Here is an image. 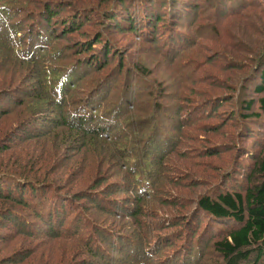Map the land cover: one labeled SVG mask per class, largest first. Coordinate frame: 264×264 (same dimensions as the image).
Listing matches in <instances>:
<instances>
[{
  "label": "rangeland",
  "instance_id": "1",
  "mask_svg": "<svg viewBox=\"0 0 264 264\" xmlns=\"http://www.w3.org/2000/svg\"><path fill=\"white\" fill-rule=\"evenodd\" d=\"M121 1L2 0L1 5L8 3V7L19 9V15L22 14L21 19H15L12 14V19L20 20L25 30L22 40L28 39L30 48L36 44L34 32L42 26L37 24L46 9L57 12L53 22H58L59 30L63 28L59 23L78 17L81 28L51 43V51L57 55L50 59L58 60L52 61L50 66L58 71L65 73L67 67L79 60L88 61L93 55H100L103 45L94 44L99 36L103 44H109L113 53L102 57V69L98 73L93 67H85L87 70L82 76L87 74L78 91L66 102L81 101L89 91L107 82L100 88L95 102L101 100L100 112L110 120L107 133L115 143L100 146L107 159L104 165L95 160L94 150L76 154L71 152L74 149L69 143L57 153L54 137L46 142L43 137L17 146L19 140L11 136L17 135L18 129L23 127L20 123L31 120L33 112L29 104L13 107L12 113L0 119V145L10 137L15 142L10 151L0 153V174L10 177L25 174L23 176L29 180H39L35 181L42 183L44 186L40 187H45L51 195L83 199L92 217L89 219L99 230L104 231L105 226L118 235L135 237L141 230L133 217L122 222L99 212L92 204L98 199L95 195L98 185L97 190L105 192L103 200L107 205L117 204L116 211H121L122 205L130 199L127 193H118L129 182L121 169L120 152L116 150L126 143L133 154L128 162H147L156 168L163 160L161 166L167 171L166 178L162 175L157 185V198L142 208L145 217L141 221L147 225L144 233L152 245L148 247L160 251L161 263L169 261L173 251L175 253L174 246L182 245L183 238L175 239V245H168L165 241L168 236L180 231L183 237L197 229L196 236L205 238L206 244L199 245L196 238L193 249H202L201 255L211 254L213 243L220 241L232 227L228 223L210 221L197 208L196 196L216 195L222 191L247 193L255 181L256 158L264 150V124L242 118L247 112L240 103L243 95L248 101L264 96L254 93L260 80L251 76L264 58V0H238L237 12L226 14L220 12L221 8L217 13L210 10L212 5L217 6L214 0H181L189 3L193 14L186 23L180 24L174 22L176 19L172 18L169 8L163 7L162 0L159 4L158 0ZM112 13L116 15L113 20L109 16ZM155 13L163 19L156 26L152 20ZM146 19H150L149 22ZM144 25L148 28L142 29ZM183 33L188 38L180 39ZM88 43L94 44L93 49L82 51V46ZM36 47L38 53L45 50L42 45ZM2 52L0 50V108L6 109L12 103V96L19 97L18 91L39 86L41 70L37 68L42 64L22 65ZM125 96L127 103L120 109ZM257 110L259 107L255 106L249 113ZM189 112L192 121H189ZM51 151H55L56 157L42 164L44 154ZM162 152L168 157L164 158ZM163 201L168 205L163 206ZM6 204L11 205L0 199V213L11 210ZM21 213L28 216L27 211ZM121 214L126 215L123 211ZM84 218L88 220V216ZM32 221L35 222L33 218ZM179 221L184 229L177 226ZM5 222L0 218V264H95L96 258L88 252L90 244L87 243L94 231L91 227L88 236L83 235V239L77 241L62 237L49 239L48 233H43L37 225L32 227L35 236L17 234L15 228ZM159 222L173 225L157 231ZM98 229L92 241L102 238L106 245ZM160 240L161 246L154 247ZM140 247L127 245L122 254L115 253L116 263L128 264ZM130 249L134 254L128 258ZM217 258L214 253L203 264H216Z\"/></svg>",
  "mask_w": 264,
  "mask_h": 264
},
{
  "label": "trees",
  "instance_id": "2",
  "mask_svg": "<svg viewBox=\"0 0 264 264\" xmlns=\"http://www.w3.org/2000/svg\"><path fill=\"white\" fill-rule=\"evenodd\" d=\"M159 2L160 0H158L157 4H159ZM1 3L2 0H0V50L4 52L7 58L22 65H31L32 62L37 65L39 62L42 64V66L37 68V71L41 70L38 76L39 86H35V89H22V91H18L16 95L19 97L16 98L12 96L10 107L6 109L0 108V119L12 113L13 107H19L25 104H29V108L33 112L32 116L29 118L31 120L20 123L19 125L23 127L18 129L17 135L11 136L19 140V143L16 145L18 146L21 143L43 137H45L44 142H46L54 137L57 143V153H59L61 147L65 149L64 145L69 143L72 145L70 148L74 149L71 152L79 154L80 152H85L86 149L89 151L94 150L95 160H98V164H106L107 159L104 155L105 153L100 151V146H113L115 142L112 136L107 133L110 120L100 112L101 106L99 102H101V100H99L98 103L97 101L95 102V100L101 92L99 91L100 88H103L107 82L100 85L99 89L89 91V95L85 96V98L82 97L83 99L81 101L77 99V102L71 101L68 103L66 100L68 97H73L76 90L78 91L79 84L87 74L82 76L87 70L85 67H93L95 72L99 73L102 69V59L109 57V55L113 53L111 47L109 44H103V38L99 36L96 41H94V44L103 45H101V54L93 55L92 60L83 62L79 60L77 63L67 67V71L63 73L62 71H58L55 67L50 66L52 61L58 60L50 59L57 55V53L53 54L54 51H51V43L55 42L56 39H60L61 35L64 36L62 38H65L68 36L67 33L81 28V23L77 21L78 17H73L70 21L67 19L68 21L64 20L59 23V25L63 26V28L59 30V28H56L58 22H53V19L57 16V12L53 11L51 8L46 9L41 15L42 21L37 24V26L40 24H42V26L36 29V31H38L37 33L34 32L36 44L33 43L32 48H30L28 47L30 41H28V39H26V41L22 40V34H24L25 30L20 20H15L21 19L20 16H22V14L19 15V9L16 11L14 7H8L6 5L8 3L2 5ZM121 3H124V0L121 1ZM162 3L163 7L166 6L170 9L172 18L176 19L174 22L177 24L181 22L186 23L185 21L189 20L191 14H193L190 12L189 3H183L181 0H162ZM213 3H216L217 6L212 5L210 10L217 13L221 8L220 12L222 14L237 12L239 5L238 0H214ZM12 14H15V19H12ZM109 16L112 20L116 18L114 13L111 15L109 14ZM153 18L155 20H152L156 22L155 26L163 20L158 13H155ZM148 20L150 19H146V21ZM152 20L149 26H151ZM116 26L121 27L122 25L116 24ZM144 28H148V26L144 25L142 29ZM183 34L185 35H179L180 39L181 37L186 38L187 34ZM29 36L30 34H27V37ZM140 38L142 39V37ZM37 45L45 47L42 54L38 53L39 48L36 47ZM93 45L88 43L82 46L81 50L90 51L93 49ZM94 48H96V46ZM188 48L192 47L189 46ZM59 56L60 54L58 57ZM251 76L258 77L260 80V83L254 88V93L259 96L264 95V58L258 62ZM77 77L79 78L76 79ZM39 88L41 91H39ZM244 92L246 93V90ZM126 98L125 96L123 105L120 103V109L127 103ZM241 99H243V101ZM240 103L244 104L247 112V115L241 116L242 118L246 119V121L255 120L256 122L259 121L264 124V96L258 100L253 99L248 101L245 99V95H243V97L240 98ZM255 106H258L259 110L249 113ZM157 111L158 110H156V112ZM189 115V121H192L193 116L190 112ZM176 122H174V124ZM166 135L170 136V134ZM11 137L7 139L3 145H0V153L5 154L11 150L15 144ZM168 140L169 139H166V141ZM129 147L131 146L124 143L116 150L120 152L121 169H123L127 181H129L125 187L118 190V193H127L130 199L127 203L122 205L121 211H116L115 208L117 204L113 202L107 205L103 200L105 192L98 191L97 189L100 187L98 185L95 193L98 199L95 201L96 203L93 202L92 204L93 208L98 209L99 212H103L111 218L121 219L122 222H124L125 219L133 217L136 221L135 224L139 226V231L141 230V232H138L137 236L118 235V233H115L116 231L112 230L111 232L108 229L109 227L105 226H103L104 231L99 230L98 228L100 227L89 219L92 217L88 214V209L85 208L83 199L77 198L78 200H76L75 197L74 199L72 197L60 196V194L58 195L56 193V195H51L49 191H46L45 187H40V185H44L37 182L39 180H29L23 176L25 174H20V176L12 175L13 177L0 174V199H3L6 203H11V205L6 204L10 206L11 210L7 213L2 211L0 213V218L5 219L6 225H12V228H15V233L17 234L35 236L32 227L37 225L42 229L43 233H48L47 237L49 239H58L62 237V239L65 240L80 241L83 239V235L88 234L89 227L94 231L98 229L97 231L103 233L102 236L106 239V245L101 241L102 238L92 241L93 237H96L93 236L94 231L91 235H87L88 246L90 244L88 252L98 260L94 261L95 264H118L115 261V253L122 254L127 245L131 247L133 244L141 247L138 248V252L135 254L134 250L130 249L127 257L129 258L131 254H134L135 257H133L128 264H168L169 262H172V264H179L182 259L183 261L181 264H203L205 259L212 256L214 253L218 256L216 264H264V150L262 154L256 158L254 165L255 181L253 182L254 184L247 189V193L242 194V192L231 193L222 191L216 195L204 193L196 196L195 202L197 208L201 213L205 214L210 221L221 224L228 223V225L232 227L228 232H225V235L220 241L213 243L212 253H204L201 255L202 249H193L194 239L196 238L199 245L204 244V247L206 244L205 238L203 240L199 235L196 236L197 229H194L192 234L183 237H181L182 232L179 231V233L169 235L168 240L165 241L168 245H175V239L181 240V238H183L182 241H180L182 245L174 246L175 253L173 251L169 261L165 260L161 263L162 259L159 257V255H161L160 251L148 247L152 245H150L151 241L147 239V233H144L147 225L141 220L145 217L142 209L144 204H149L151 203V199L157 198V185L159 180L162 179V175L166 178L167 174L165 173H167V171L161 166L163 160L156 168L151 167V164L147 162L140 163L137 161L135 164L128 162L129 159L133 158V154H131ZM148 150H150V147ZM54 152L55 151H51L48 154H44V160L41 161L42 164L49 161L51 157L52 159L53 157L55 158L57 154ZM96 154H98V156H96ZM162 155L164 158L168 157V155L163 152ZM104 181H106L105 178ZM11 184L16 185L13 186V188ZM167 205L168 203L163 201V206ZM17 210H20V212ZM21 211H27L28 216L22 214ZM122 211L126 213V215L121 214ZM84 216H88V220H85ZM155 216L157 217V214ZM32 218L35 222L32 221ZM159 223H156L157 231L171 228L173 225L172 222L169 224ZM183 225L182 222H177L179 228L184 229L182 227ZM169 234L171 233L169 232ZM113 237L118 238V241H114ZM153 238L154 237L151 239L153 240ZM159 242L160 243H156L154 247L156 246V248H159L162 241L160 240ZM143 248L149 249L144 250Z\"/></svg>",
  "mask_w": 264,
  "mask_h": 264
}]
</instances>
